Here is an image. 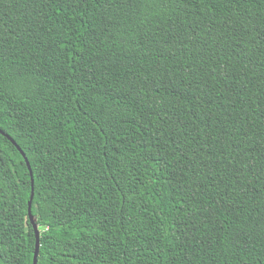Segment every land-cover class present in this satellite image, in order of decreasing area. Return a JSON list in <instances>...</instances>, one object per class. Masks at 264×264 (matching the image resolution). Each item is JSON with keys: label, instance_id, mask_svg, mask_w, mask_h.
I'll return each instance as SVG.
<instances>
[{"label": "trees", "instance_id": "obj_1", "mask_svg": "<svg viewBox=\"0 0 264 264\" xmlns=\"http://www.w3.org/2000/svg\"><path fill=\"white\" fill-rule=\"evenodd\" d=\"M0 129L37 264H264V0H0Z\"/></svg>", "mask_w": 264, "mask_h": 264}, {"label": "water", "instance_id": "obj_2", "mask_svg": "<svg viewBox=\"0 0 264 264\" xmlns=\"http://www.w3.org/2000/svg\"><path fill=\"white\" fill-rule=\"evenodd\" d=\"M0 133H2L4 136H6L11 141V143L15 145L17 150L21 153V155L23 156V158H24V160L26 162V165H27V168L29 170L30 177H31L32 187H31L30 200L28 201V218H29V220H30V222L32 224V227H33V230H34V233H35V250H34V254H33L32 264H37L38 252H39V247H40V230H39L37 224L35 223V219H34L32 213H31V201H32V197H33V179H32L31 166L29 164V161H28L27 157L25 156V153L21 150L20 146L17 145L15 140H13V138H11L8 134L3 132L1 129H0Z\"/></svg>", "mask_w": 264, "mask_h": 264}]
</instances>
